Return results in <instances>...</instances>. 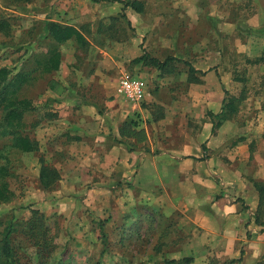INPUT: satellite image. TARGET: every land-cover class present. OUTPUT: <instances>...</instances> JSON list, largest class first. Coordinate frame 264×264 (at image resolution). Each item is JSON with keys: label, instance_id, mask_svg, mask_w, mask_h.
<instances>
[{"label": "rangeland", "instance_id": "374dc122", "mask_svg": "<svg viewBox=\"0 0 264 264\" xmlns=\"http://www.w3.org/2000/svg\"><path fill=\"white\" fill-rule=\"evenodd\" d=\"M81 1L0 0V68L28 75L16 93L33 101L24 132L38 141L23 152L0 140L14 192L0 203V239L16 222L21 264H246L254 233L228 241L218 202L264 184V0H141L142 13ZM49 21L88 40L59 45L50 72ZM145 53L172 59L135 61ZM125 73L147 82L142 101L118 93ZM43 165L60 175L49 188Z\"/></svg>", "mask_w": 264, "mask_h": 264}, {"label": "trees", "instance_id": "16d2710c", "mask_svg": "<svg viewBox=\"0 0 264 264\" xmlns=\"http://www.w3.org/2000/svg\"><path fill=\"white\" fill-rule=\"evenodd\" d=\"M94 1L100 2L104 0ZM123 2L125 7L131 6L139 13H142L145 10L144 2L141 0H126ZM46 28L48 30V36L53 40V44L43 63L44 70L48 72L60 68L62 54L59 50V45L69 40H74L81 46H85L88 43L83 32L75 25L49 21ZM171 59L172 57H168L166 60L162 61L145 53L137 57L135 61L140 62L143 65L162 68L167 66ZM189 68L192 73L195 71V68L190 64ZM11 73L12 71L8 67L4 66L0 68V140L7 139L6 143H4L3 149L10 148V150L32 152L38 149V141L24 132V117L35 107L31 99L20 98L16 93V91L22 87L24 82H27V79H25L27 74L20 71L15 75H11ZM229 110L232 111V109ZM224 118H226V116H224ZM220 125L221 121H217L214 123L213 127L215 128ZM0 159H3L0 162V203H2L10 201L14 196V192L10 188V184L7 180V178L12 175V170L9 165L10 158L5 157L2 149L0 150ZM59 177L60 175L56 168L47 165L41 167L40 179L44 188H49L57 179H59ZM254 185L259 192L260 199L262 200L264 198V184L255 182ZM31 228H35V223H32ZM16 231V222L12 219L6 221L0 239V264H21L16 256L12 241V235ZM190 260L191 259L187 257L182 259V261ZM176 261V259H172L166 263L170 264Z\"/></svg>", "mask_w": 264, "mask_h": 264}, {"label": "crops", "instance_id": "0c3cea01", "mask_svg": "<svg viewBox=\"0 0 264 264\" xmlns=\"http://www.w3.org/2000/svg\"><path fill=\"white\" fill-rule=\"evenodd\" d=\"M78 2L81 4L82 1L78 0ZM80 4H79V9L82 7V6H80ZM1 6H2V4H1ZM61 6H62V4H61ZM63 6H66L65 2L63 4ZM258 24H259V27H258L259 32L261 34H263L264 33V21L263 22L259 21ZM111 154H112V152H111ZM194 160H197V159H194ZM198 160L202 161L203 158L202 159L198 158ZM261 177L264 178V175ZM97 187L98 188H106L107 184L99 183L97 185ZM240 200H241V202H240ZM247 201L249 202V207H246V205L241 206V203H246ZM260 201H261V199H260L259 194L256 190V192L253 191V196H251V198H250V196L247 195V197L245 198V201H243L241 198L238 200L237 203L230 202V204H229L227 202V199H222L220 202H218L219 208L221 210V212L219 214H221L223 216V222H224L222 225V228L225 230V233L223 234V236H227L229 239L228 241H230V240L234 241L235 240L234 238H236L238 236V234L243 235L244 232H245V234H246V232L248 233L246 226L248 227L249 230L251 229L252 233H254L252 240L248 241L249 246H247V249H246V252H247L246 256L248 259L246 260V264H250V261H252V260H249V258L251 257L253 250H254L255 255H256V259H255L256 262H258V260H261L262 257L264 256V225H261V220L263 221L264 218L261 219V213L259 211V207L261 206V205L259 206ZM256 218L260 219L259 223H257ZM213 219L215 220L216 218L211 217L212 227L214 229H218V225ZM228 244L232 245L234 243L229 242ZM256 262H255V264H257Z\"/></svg>", "mask_w": 264, "mask_h": 264}, {"label": "built area", "instance_id": "2783aa9c", "mask_svg": "<svg viewBox=\"0 0 264 264\" xmlns=\"http://www.w3.org/2000/svg\"><path fill=\"white\" fill-rule=\"evenodd\" d=\"M117 91L132 101L140 102L147 95V82L142 77L125 73L119 80Z\"/></svg>", "mask_w": 264, "mask_h": 264}]
</instances>
